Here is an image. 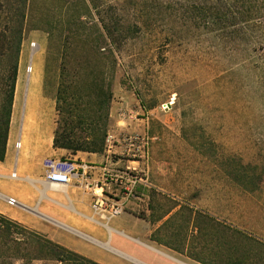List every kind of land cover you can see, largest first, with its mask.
Wrapping results in <instances>:
<instances>
[{
    "label": "rangeland",
    "instance_id": "obj_1",
    "mask_svg": "<svg viewBox=\"0 0 264 264\" xmlns=\"http://www.w3.org/2000/svg\"><path fill=\"white\" fill-rule=\"evenodd\" d=\"M96 3L99 8L86 17L91 37L80 40L73 36L74 28L62 23L63 0H36L23 43V66L28 68L22 101L26 102V92L33 87L41 56L45 91L55 99L62 59L73 66H95L92 78L83 74L76 80L74 91L81 94L96 90L100 70L115 61L107 142L129 145L134 139L135 159L146 168L136 175L147 178L148 162L152 165L154 160L157 184L171 183L169 187L183 193L176 203H169L167 196L156 198L157 228L152 240L182 252L188 246L189 254L207 264H226L234 258L236 248L239 256H246L245 264H264V247L255 241L264 243V231H260L264 228V72L259 63L249 62L254 52L244 42L225 40L219 34L190 35L183 41L181 34L170 31L168 14L136 13V0ZM49 10L55 12L58 22L52 48L61 52L50 62V39L41 28H49L43 17ZM82 10L74 7L68 16ZM116 12L119 20L141 28L131 27L130 38L113 45L100 38V29L103 31L102 20ZM239 177L242 183L237 181ZM188 202L198 205L196 215ZM179 204L181 210L164 222ZM208 212L259 228L253 227L255 233L246 232L250 238H235L233 232L220 230L217 221L202 217ZM196 227L198 235H194ZM191 231L194 238L189 240Z\"/></svg>",
    "mask_w": 264,
    "mask_h": 264
},
{
    "label": "crops",
    "instance_id": "obj_2",
    "mask_svg": "<svg viewBox=\"0 0 264 264\" xmlns=\"http://www.w3.org/2000/svg\"><path fill=\"white\" fill-rule=\"evenodd\" d=\"M25 49L24 44L6 157L0 161V214L97 264H207L189 254L188 246L182 252L152 240L157 228L156 198L167 196L169 203H176L183 195L169 187L171 183L157 184L154 160L152 165L148 162L147 178H140L135 172L146 169L145 164L135 159L126 142H107L103 154L73 155L54 147L56 99L45 91L44 56L33 87L26 92V102L22 101L28 68L23 66ZM49 158L76 161L81 167L79 175L68 184L48 182L43 164ZM8 198L15 200L13 206ZM97 200L105 201V208L95 209ZM187 205L196 215L198 205ZM114 207L121 210L119 215L111 213ZM181 208L176 205L164 222ZM208 216L240 227L217 212H208ZM191 234L189 240L194 238ZM194 235H198L197 227Z\"/></svg>",
    "mask_w": 264,
    "mask_h": 264
},
{
    "label": "trees",
    "instance_id": "obj_3",
    "mask_svg": "<svg viewBox=\"0 0 264 264\" xmlns=\"http://www.w3.org/2000/svg\"><path fill=\"white\" fill-rule=\"evenodd\" d=\"M136 1H138L136 9H134L136 13H146L155 17L168 14L170 31L181 34L183 41L188 40L190 35L219 34L225 40L230 38L234 42H240V44L244 42L247 50L254 52L250 56L249 62L252 64L259 63L264 72V0ZM35 4L36 0H0L1 162L6 157L20 57L27 33L29 16L34 12ZM74 7H82L83 10L68 16ZM98 8L96 0H63L62 11L60 12L63 18L62 23L66 24L69 29L74 28L73 36L80 40H89L91 33L86 17L92 15V10ZM116 15L118 12L111 14L107 20H102L101 28L103 31L100 29V38L108 40L113 45L129 39L131 27L141 28L140 24H132L130 27L128 20H119L115 17ZM43 17H47L45 21L49 26V28H44V26L41 28L45 30L50 39L48 54V61L50 62L56 56L58 59L61 54L52 48L58 22L55 20V12L53 13L52 10L51 12L49 10V13ZM113 52L111 51L112 55ZM73 65H70L66 58L61 60V81L56 95L58 119L54 147L67 150L73 155L79 152L103 154L107 148L109 103L112 96L111 81L116 76V62L114 61L109 68L103 66L100 70L102 82L96 83V90L90 94H81L74 90L76 80L80 78V75L87 74L88 77L92 78L96 74L95 66L90 63ZM240 180V177L237 178L238 182H241ZM254 191V189L249 190V192ZM202 217L212 220L207 215ZM217 225H219L220 230L222 228L227 229L234 233L235 238L242 236L243 239L250 238L246 232L255 233V228H259L258 225H252V228H248L247 225L232 228L220 222ZM260 229H263L260 231H264V228ZM217 240L221 246L223 244L222 239ZM255 241L264 247V243ZM237 251L236 248L234 258L228 260L226 264H245L246 256H239ZM36 263L97 264L0 214V264Z\"/></svg>",
    "mask_w": 264,
    "mask_h": 264
},
{
    "label": "built area",
    "instance_id": "obj_4",
    "mask_svg": "<svg viewBox=\"0 0 264 264\" xmlns=\"http://www.w3.org/2000/svg\"><path fill=\"white\" fill-rule=\"evenodd\" d=\"M32 47L36 48L37 45L33 44ZM28 71L31 72V68H29ZM133 140L134 139H131L132 142H128L130 149L136 146ZM18 142H20V140ZM19 146H20V143L17 144L18 148ZM132 150H133L132 153L136 155V153H134L135 150L134 149ZM43 166H44L46 180L48 182L55 183V184L70 183L72 178L79 175V170L81 168L80 165L76 161L70 158H49L44 161ZM7 201L12 206L15 204V200L12 198H8ZM105 204H106L105 201L97 200L94 203V208L95 209L105 208ZM111 213L113 215H119L121 213V210L118 207H114L111 209Z\"/></svg>",
    "mask_w": 264,
    "mask_h": 264
}]
</instances>
